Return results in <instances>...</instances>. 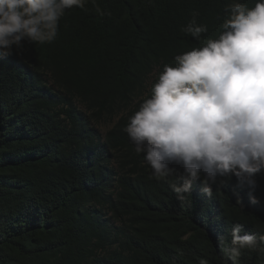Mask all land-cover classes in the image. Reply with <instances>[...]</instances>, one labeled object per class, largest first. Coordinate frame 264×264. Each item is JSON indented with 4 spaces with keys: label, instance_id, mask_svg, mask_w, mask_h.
<instances>
[{
    "label": "trees",
    "instance_id": "trees-1",
    "mask_svg": "<svg viewBox=\"0 0 264 264\" xmlns=\"http://www.w3.org/2000/svg\"><path fill=\"white\" fill-rule=\"evenodd\" d=\"M232 2L85 0L54 41L0 50V264H233L218 237L264 235V173L257 204L234 176L181 200L180 177L155 178L124 131L165 65L219 37ZM193 13L200 40L183 31ZM236 264H264V244Z\"/></svg>",
    "mask_w": 264,
    "mask_h": 264
},
{
    "label": "clouds",
    "instance_id": "clouds-1",
    "mask_svg": "<svg viewBox=\"0 0 264 264\" xmlns=\"http://www.w3.org/2000/svg\"><path fill=\"white\" fill-rule=\"evenodd\" d=\"M84 6L85 0H0V50L10 55L25 42L54 41L65 11ZM224 12L219 37L165 65L124 131L155 178L180 177L172 185L179 199L198 180L211 197L218 178L234 176L257 204L255 177L264 173V0L251 8L233 0ZM196 15L183 31L200 40L208 28ZM242 230L241 224L231 228L230 245L225 236L217 240L233 264L242 249L264 244V235Z\"/></svg>",
    "mask_w": 264,
    "mask_h": 264
},
{
    "label": "rangeland",
    "instance_id": "rangeland-1",
    "mask_svg": "<svg viewBox=\"0 0 264 264\" xmlns=\"http://www.w3.org/2000/svg\"><path fill=\"white\" fill-rule=\"evenodd\" d=\"M116 121H113V123L110 122H103L104 124L98 125L97 128L100 130V132H102L103 134H105L109 129H111L114 126V123Z\"/></svg>",
    "mask_w": 264,
    "mask_h": 264
}]
</instances>
